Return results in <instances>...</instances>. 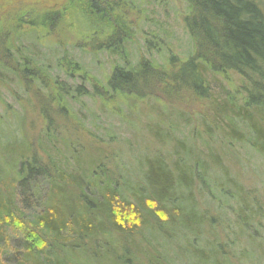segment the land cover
<instances>
[{"label":"trees","instance_id":"1","mask_svg":"<svg viewBox=\"0 0 264 264\" xmlns=\"http://www.w3.org/2000/svg\"><path fill=\"white\" fill-rule=\"evenodd\" d=\"M120 1L80 0L68 7L70 23L87 34L90 43L87 46L94 51L91 55L106 52L118 56L122 62L111 66L105 81L111 94L115 98L136 97L138 90L144 91V87L153 93L155 89L174 91L183 86L207 97L211 95V86L217 76L234 72L241 78L238 90L242 94V104L231 109V114L230 109L225 108L230 102L225 99L216 116L219 118L227 112L231 117L234 115L235 119L231 118L227 123L230 131L225 130L224 134L231 137L229 140L247 142L264 153V0H183L188 5L184 23L196 40V49L178 64L172 61L174 57L167 59L168 68L152 64L154 62L148 57H141L135 65H130L124 43L130 38L136 21L127 17ZM64 20V12L54 8L35 17L31 29L36 24L45 31L51 30L57 21ZM95 38L100 39L96 46L93 43ZM0 47V68L13 72L15 68L8 58L11 54L14 56L11 53L14 47ZM144 48L145 54L157 49L149 40L145 41ZM18 50L16 48L14 53ZM70 56L62 57L56 63L65 76V81L52 84L56 110L65 111L69 101L74 102L80 97L104 101L106 95L96 88L93 75ZM23 65V71H27L29 67ZM33 77L35 81H41L39 76ZM151 78L154 79L152 83ZM154 82L158 86L155 89ZM108 88L105 92H109ZM44 119L47 136V132L53 130L52 119L46 115ZM237 122L243 126L242 130L235 128ZM179 148L182 149L180 145ZM190 150L186 147L182 153L174 151L177 155L171 163L161 157L148 158L146 170L141 172L145 187L137 177L130 180L131 186L125 187L126 176L115 175L110 165L98 159L85 157L80 162L76 159L75 148L70 145L69 158L73 160L74 169L81 172V177L64 173L57 165V158L51 154L45 161L35 152L28 156L20 154L14 159L17 169L13 178L17 181L21 204L32 212V219L24 223L23 212L15 207L11 195L0 193V264H93V260L96 264H142L137 257H143V264H177L181 258L190 264L192 258L198 259L195 247L199 245V235L204 230L202 224L206 220L204 213L197 208L192 186L203 191L209 180L207 172H203L206 161L195 158L194 162H188ZM114 164L117 167L116 163L111 165ZM227 176L224 172L218 179V186L222 185V198L226 199L234 196L228 189L230 180ZM121 185L124 186L120 188ZM56 189L62 192L57 194ZM126 189L130 191L129 197L125 195ZM238 209L241 210L238 217L242 218V227L247 225L248 213L256 219L264 212H261L262 206L253 207L250 203L239 204ZM17 212L18 216L15 215ZM213 221V218L208 219L206 230L214 238L211 242L205 241L204 246L211 247L210 254L221 256L224 254L222 229H218ZM10 228L22 232L16 246L10 244ZM138 237L143 249L134 246L133 239ZM182 238L184 243H179ZM156 239L167 241V244L174 239L173 249L171 246L169 252L164 248L158 253L156 246L162 248V243ZM83 251L93 258L92 262L87 258L83 263ZM148 252L155 256L154 259L148 257ZM8 255L12 258L9 259ZM53 257L56 259L52 260Z\"/></svg>","mask_w":264,"mask_h":264},{"label":"rangeland","instance_id":"2","mask_svg":"<svg viewBox=\"0 0 264 264\" xmlns=\"http://www.w3.org/2000/svg\"><path fill=\"white\" fill-rule=\"evenodd\" d=\"M79 1L0 0V46L15 48L11 50L14 56L11 54L8 58L11 64L7 62L15 70L8 72L0 68V193L7 195L8 192L11 195L15 207L23 212L22 220L25 223L32 219V212L21 204L17 181L13 178L17 169L14 159L20 154L28 156L35 152L41 154L44 161L51 154L57 158V165L64 173L81 177V172L74 169L73 160L69 158L70 145L77 152V160L81 162L85 157H90L107 163L115 175L126 176L125 187H128L131 186L132 178L142 180L141 172L146 170L148 158L155 160L161 157L171 163L177 155L174 151L182 153L189 147L192 152H189L191 157L188 162H194L195 158L206 161L203 172L205 170L209 178L203 191L196 185L192 186L197 208L204 213L206 220L204 218L199 245L195 247L198 259L192 258L190 264H264V153L247 142L229 140L231 137L224 134L225 130L230 131L231 127L227 124L229 120L235 119L234 115L231 117V109L235 110L236 106L242 104V94L238 90L240 76L230 71L217 76L211 86V95L207 97L199 96L191 88L183 86L174 91H156L158 86L154 82L153 93L144 87V91L138 90L136 93L137 98L133 95L115 98L105 81L111 66L121 65L122 62L118 56L106 52L91 55L94 51L87 46L90 45L87 34L79 31L68 18V7ZM122 2L127 4L123 5ZM120 4L127 17L136 21L128 36L130 38L124 43L130 65H135L141 57H148L154 62L152 64L168 68L167 59L170 57H174L172 61L178 64L193 54L196 40L184 23L188 11L185 1L121 0ZM54 8L62 10L66 20L57 21L49 29L50 33L36 24L31 29L35 17ZM49 24L50 21L47 22ZM42 32L46 35L43 36ZM95 39L94 46L100 42L99 38ZM147 40L155 43L157 49L146 53V56L144 47ZM16 48L19 50L14 53ZM69 55L93 75L96 88L106 95L104 101L80 97L74 102L69 101L65 111L56 110L52 84L65 81L64 73L56 63ZM19 57L22 59H17ZM25 57L27 60L23 59ZM23 64L29 67L27 71H23ZM32 73L39 76L42 82L35 81ZM105 88L109 92H105ZM225 99L231 104L225 106L231 114L227 112L218 118L216 113ZM45 115L52 119L53 127V133L47 132V136ZM240 125L237 122L235 128L242 130L243 126ZM112 163H116L117 167ZM224 172L230 180L228 189L234 193L232 198H222V185L218 186V179ZM142 186H146L144 179ZM55 192L60 194L62 191L58 189ZM125 195L129 197L130 191ZM242 203H250L253 207L262 206L263 216L255 219L248 213L247 217L250 218L246 221V227H242V218L238 217L241 211L238 205ZM15 215L18 216V212ZM210 218L214 219L213 223L218 229H222L224 254L221 256L213 252L210 254L211 247L204 246L205 241L211 242L214 238L206 230ZM10 229V244L16 246L22 238V232ZM146 238L151 240L148 236ZM133 240L135 248L143 249L139 237ZM156 240L162 243V248L156 246L158 253L164 248L169 252V248L172 246V250L174 247V239L168 244L167 241ZM179 243H184L183 238ZM87 250L90 252L89 246ZM83 252V263L87 258L92 262L93 258L88 257L87 251ZM147 255L153 259L155 257L151 252ZM7 257L12 258L10 255ZM136 259L143 264V257ZM93 264L96 261L93 260ZM177 264H187V260L181 258Z\"/></svg>","mask_w":264,"mask_h":264}]
</instances>
